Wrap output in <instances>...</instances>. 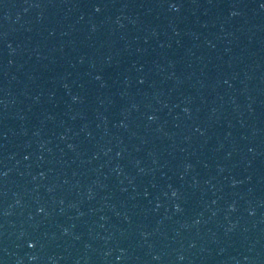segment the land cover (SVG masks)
I'll return each instance as SVG.
<instances>
[{
	"label": "water",
	"instance_id": "1",
	"mask_svg": "<svg viewBox=\"0 0 264 264\" xmlns=\"http://www.w3.org/2000/svg\"><path fill=\"white\" fill-rule=\"evenodd\" d=\"M0 264H264V0H0Z\"/></svg>",
	"mask_w": 264,
	"mask_h": 264
}]
</instances>
